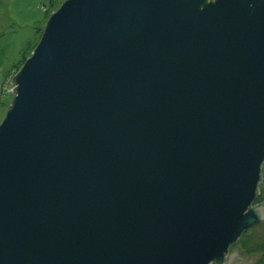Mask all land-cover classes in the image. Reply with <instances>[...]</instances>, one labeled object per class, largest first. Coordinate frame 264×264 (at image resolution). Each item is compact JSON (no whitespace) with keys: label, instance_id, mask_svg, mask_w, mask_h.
<instances>
[{"label":"water","instance_id":"95a60500","mask_svg":"<svg viewBox=\"0 0 264 264\" xmlns=\"http://www.w3.org/2000/svg\"><path fill=\"white\" fill-rule=\"evenodd\" d=\"M11 84L0 264H225L264 222V0H64Z\"/></svg>","mask_w":264,"mask_h":264},{"label":"rangeland","instance_id":"374dc122","mask_svg":"<svg viewBox=\"0 0 264 264\" xmlns=\"http://www.w3.org/2000/svg\"><path fill=\"white\" fill-rule=\"evenodd\" d=\"M64 0H0V123L7 105L10 106L12 76L36 47L50 13ZM258 197L253 206L264 203V163L258 185ZM240 250L243 257L257 256L251 264H264V222L244 232L229 248L225 264L232 250Z\"/></svg>","mask_w":264,"mask_h":264},{"label":"built area","instance_id":"2783aa9c","mask_svg":"<svg viewBox=\"0 0 264 264\" xmlns=\"http://www.w3.org/2000/svg\"><path fill=\"white\" fill-rule=\"evenodd\" d=\"M13 90H14V87L12 86V88H11V91H12V93H13V95H14V92H13Z\"/></svg>","mask_w":264,"mask_h":264},{"label":"flooded vegetation","instance_id":"af4514ba","mask_svg":"<svg viewBox=\"0 0 264 264\" xmlns=\"http://www.w3.org/2000/svg\"><path fill=\"white\" fill-rule=\"evenodd\" d=\"M235 258H237L236 256H235ZM234 259V258H233ZM237 260H238V258H237Z\"/></svg>","mask_w":264,"mask_h":264},{"label":"trees","instance_id":"16d2710c","mask_svg":"<svg viewBox=\"0 0 264 264\" xmlns=\"http://www.w3.org/2000/svg\"><path fill=\"white\" fill-rule=\"evenodd\" d=\"M11 104H12V102H11ZM11 104H10V106H11ZM10 106H9V107H10ZM9 107H8V108H9Z\"/></svg>","mask_w":264,"mask_h":264}]
</instances>
